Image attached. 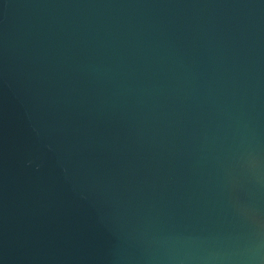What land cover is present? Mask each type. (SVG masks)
Returning a JSON list of instances; mask_svg holds the SVG:
<instances>
[{"label":"water","instance_id":"water-1","mask_svg":"<svg viewBox=\"0 0 264 264\" xmlns=\"http://www.w3.org/2000/svg\"><path fill=\"white\" fill-rule=\"evenodd\" d=\"M0 264H264V0H0Z\"/></svg>","mask_w":264,"mask_h":264}]
</instances>
